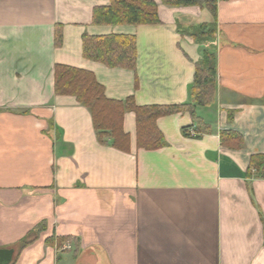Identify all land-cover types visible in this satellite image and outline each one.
Returning a JSON list of instances; mask_svg holds the SVG:
<instances>
[{
	"label": "crops",
	"instance_id": "obj_1",
	"mask_svg": "<svg viewBox=\"0 0 264 264\" xmlns=\"http://www.w3.org/2000/svg\"><path fill=\"white\" fill-rule=\"evenodd\" d=\"M151 1L158 24L112 26L92 23L110 0H0V249L11 263L264 264V178L251 165L264 156V0L217 1L213 102L157 118L158 149L137 147L132 112L128 152L100 144L88 109L54 94L62 64L92 73L108 99L188 103L205 48L184 31L211 14ZM112 34L134 37V71L83 57L84 35Z\"/></svg>",
	"mask_w": 264,
	"mask_h": 264
},
{
	"label": "trees",
	"instance_id": "obj_2",
	"mask_svg": "<svg viewBox=\"0 0 264 264\" xmlns=\"http://www.w3.org/2000/svg\"><path fill=\"white\" fill-rule=\"evenodd\" d=\"M218 0H162L170 6H198L206 8L212 20L203 22L185 30L193 40L205 50L195 63L193 83L189 92V102L178 105H146L137 106L132 97L118 101L108 99L104 88L94 75L88 71L56 64L54 66V94L73 96L91 115L92 125L100 144L128 152L129 136L122 128L123 117L127 112L135 115L136 145L138 148L154 150L163 146L162 134L157 130L156 119L171 114L188 112L195 116L196 107H208L212 104L216 90V59L213 42L216 39V4ZM94 25H152L158 24L157 6L151 0H110V4L93 10ZM61 44L59 30H56L55 45ZM82 53L87 60L98 62L108 68L135 70L136 47L132 36L108 35L88 36L82 38ZM192 136L191 134H186ZM232 135L233 145L241 147L242 139ZM195 137L197 134L194 133ZM192 136V137H193ZM225 137V133L222 134ZM224 140V139H223ZM251 165L257 170L264 167V156L251 157ZM43 223L38 224L18 241L19 249H23L38 239L43 230ZM72 241L70 237L58 239ZM52 244L54 238L46 241ZM10 264H15L14 262Z\"/></svg>",
	"mask_w": 264,
	"mask_h": 264
},
{
	"label": "water",
	"instance_id": "obj_3",
	"mask_svg": "<svg viewBox=\"0 0 264 264\" xmlns=\"http://www.w3.org/2000/svg\"><path fill=\"white\" fill-rule=\"evenodd\" d=\"M13 253L12 249H0V264H10Z\"/></svg>",
	"mask_w": 264,
	"mask_h": 264
},
{
	"label": "built area",
	"instance_id": "obj_4",
	"mask_svg": "<svg viewBox=\"0 0 264 264\" xmlns=\"http://www.w3.org/2000/svg\"><path fill=\"white\" fill-rule=\"evenodd\" d=\"M192 136L194 135V132H191L190 133ZM261 176L264 178V167H263V169H262V171H261ZM71 247H70V244H65V245H63V246H61V249L62 250H69Z\"/></svg>",
	"mask_w": 264,
	"mask_h": 264
}]
</instances>
